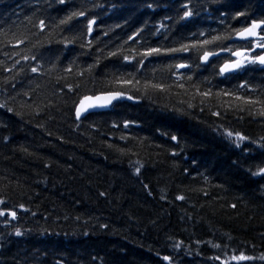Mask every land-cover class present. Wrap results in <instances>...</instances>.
I'll return each instance as SVG.
<instances>
[{
    "label": "trees",
    "instance_id": "1",
    "mask_svg": "<svg viewBox=\"0 0 264 264\" xmlns=\"http://www.w3.org/2000/svg\"><path fill=\"white\" fill-rule=\"evenodd\" d=\"M185 3L194 16L180 21ZM82 7L95 17L92 33L61 43L83 31L85 17L59 24ZM236 12L243 15L233 18ZM262 19L264 0H0V103L14 109L0 108V208L16 212L0 216V264H169L164 256L171 264H222L241 253L252 259L229 264H264V177L252 175L264 166V118L225 114L220 104L242 103L234 96L201 105L191 88L248 96L261 102L258 108L264 106L262 67L249 65L225 79L211 66L222 60L201 67L191 52L151 56L138 79L154 75L172 84L176 77L166 65L188 63L178 71L191 82L150 96L129 92L136 98L81 120L73 112L77 93L105 91L114 75L135 71L139 56L129 62L110 51L131 56L174 47L200 31L207 36ZM14 36L28 39L17 44ZM23 55H36L41 71L32 73L36 61ZM70 62L71 72H63ZM224 129L249 140L237 147ZM136 160L143 165L138 174L129 162ZM177 241L183 242L178 250Z\"/></svg>",
    "mask_w": 264,
    "mask_h": 264
},
{
    "label": "snow or ice",
    "instance_id": "2",
    "mask_svg": "<svg viewBox=\"0 0 264 264\" xmlns=\"http://www.w3.org/2000/svg\"><path fill=\"white\" fill-rule=\"evenodd\" d=\"M60 4H64L65 0H58ZM148 7H151V5H148ZM86 9L82 7L80 10H74L69 12L65 17L60 19L59 24L60 25H68L70 21H72L75 18L78 17H85L86 22L83 25V31L76 33L72 35L71 37H63V39L60 41L61 43H64L65 45L69 43H75L77 40H79L81 37H87L90 36V34L93 31V25L95 24V17L87 18L85 16ZM223 15V14H222ZM243 15L242 12H236L235 17H239ZM194 16L193 10L188 6V3H185L182 5V14H179V20L184 21L188 20L191 17ZM79 23V21H78ZM223 23V21H221ZM41 30L45 28V22L44 20H40L38 25H36ZM161 27H164V25H161ZM69 30H71L69 28ZM259 30V31H258ZM159 31V30H157ZM212 32H215V30H212ZM194 36H198V38L189 40L188 42H181L177 46L174 47H147L143 49L141 52L134 53L133 55H124L120 52L119 49H117L115 52H109L108 56H116V55H122V58L124 61H131L136 59L137 56H139V59L136 60V64L133 66L135 68V71L133 72H127L122 73L120 75H114L113 78L109 81H107V84L109 85L108 89L105 91L97 92L93 95H80L77 93V99L73 101V112L76 120H80L82 114L89 113L90 110H95L97 108H106L113 104V101H118L120 99H135L133 95H129V92L135 91L136 93L141 94L142 96H150L154 92H168L171 90L173 86H175L178 89H185L186 85L184 81L191 82L192 76L188 75L186 73H180L179 69H188L190 68L188 63H174V64H168L166 67L171 72L172 76H175L176 79L172 81V84H166L165 82L157 81L155 79V76L152 77H142L140 79L137 78V72L140 71L141 68L144 66V61L148 57L151 56H161V55H172L174 58L179 56L180 58H184L183 54L185 53H193L198 56L199 61H201V65L199 66H205L208 64L210 58H215L216 61L222 60V63H212V67L215 69V75L219 77H224L227 79L229 75L235 76L239 74L240 72L244 71L247 66L249 65H255L259 64L262 66V70H264V51H261L260 54L252 55V52L259 48L261 50H264V19L262 20H252L251 23H249L245 27L240 28H226L224 31L211 34L209 33L207 36L204 31H200L198 34H193ZM16 40L17 44L24 43L28 37L24 36L23 38H17L13 37ZM129 39H132V37H129ZM226 41H231V43H225ZM240 41H246L247 45H251L252 47H247L246 45H239ZM6 43H11V40L6 39ZM92 41L90 39L87 40V45L90 46ZM85 44L81 43V47H84ZM30 51V50H29ZM227 54L226 58L221 56V54ZM15 55H20V53H14ZM7 55V53H5ZM21 59L23 60H29L36 61L35 66L30 67V71L32 73H38L41 71V63L37 60L36 55H23L21 56ZM19 60L15 61L12 65V68H15L17 64H19ZM98 62V61H97ZM55 65H53V68ZM72 62L69 63L68 67L65 69H62L63 72L68 73L71 72ZM94 65H89L88 70L91 72ZM5 71H11V69L5 67ZM78 76H82L83 72H77ZM60 79V77H58ZM207 78H205L206 80ZM240 88L245 87V84L239 85ZM64 88H67L69 92H72L74 90V86L72 84L66 83L64 85ZM76 89L80 88V84L77 83L75 85ZM191 88L196 96L200 97V104L204 105L206 102L209 101L210 98H217L219 99L221 96L229 97L234 96L236 100L242 101L240 104H227L222 103L219 105V107L224 108L225 114L231 110L235 112H244L247 111L249 115L252 116H259L261 118H264V106L256 107L257 105L261 104L259 100H254L248 96H239L236 95L234 92H230L227 90H218L215 93L212 92L211 89H205L201 91L200 87L198 85H191ZM63 91V89H61ZM27 95V93H25ZM188 107L191 108L193 105L191 103H188ZM0 108H6L8 112H13L14 109L11 107H8L7 102L0 103ZM203 110V109H201ZM19 115V113H16ZM212 115L214 116H220V111H214L212 112ZM128 121H124V126H128ZM224 134L233 139V142L237 147L240 146V144L246 140H249V137L245 136L239 131H231L229 129H224ZM124 139V137H121ZM7 139V137H5ZM171 139L173 141L177 140L176 136H172ZM261 141H264V137L260 138ZM252 143L259 144V141H252ZM261 147H264V144H260ZM123 152L124 150L121 149ZM130 164L134 165V171L135 173H139L141 170V167L143 166L139 160L136 161H129ZM253 176H262L264 177V166L257 167L256 171L252 172ZM147 187V185H145ZM101 195H104V193H101ZM177 199L183 200V196H177ZM5 201L3 198H0V205L4 204ZM20 208H24V205H19ZM232 207H235V205H232ZM8 212V214L12 217L16 216L15 211H8L7 209L0 208V216H4ZM16 235H21V231L19 228L15 229ZM182 241H177L173 244L174 249H180ZM213 247H219V245H213ZM264 258V257H262ZM215 260H220L221 258L219 256L214 257ZM252 257L245 256L243 253L240 255H232L229 260L231 261H246L250 260ZM163 260L169 261V264H171L172 258L170 256H164ZM229 260L222 261V264H229Z\"/></svg>",
    "mask_w": 264,
    "mask_h": 264
},
{
    "label": "water",
    "instance_id": "3",
    "mask_svg": "<svg viewBox=\"0 0 264 264\" xmlns=\"http://www.w3.org/2000/svg\"><path fill=\"white\" fill-rule=\"evenodd\" d=\"M259 31V30H258ZM210 59H213V58H210ZM119 101V100H118ZM115 102H117V101H113V104L115 103ZM112 104V105H113ZM111 105V106H112ZM111 106H109V107H106V108H97V109H95V110H90V112L89 113H85V114H82V116H81V118H84L85 116H87V115H89V114H91V113H97V112H105V111H108L110 108H111ZM80 118V119H81Z\"/></svg>",
    "mask_w": 264,
    "mask_h": 264
}]
</instances>
